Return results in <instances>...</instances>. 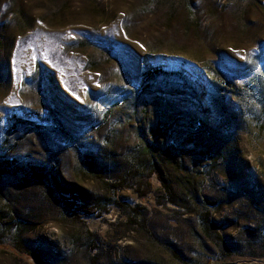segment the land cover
Returning a JSON list of instances; mask_svg holds the SVG:
<instances>
[{"label":"rangeland","instance_id":"374dc122","mask_svg":"<svg viewBox=\"0 0 264 264\" xmlns=\"http://www.w3.org/2000/svg\"><path fill=\"white\" fill-rule=\"evenodd\" d=\"M0 175V264H264V0H0Z\"/></svg>","mask_w":264,"mask_h":264},{"label":"trees","instance_id":"16d2710c","mask_svg":"<svg viewBox=\"0 0 264 264\" xmlns=\"http://www.w3.org/2000/svg\"><path fill=\"white\" fill-rule=\"evenodd\" d=\"M1 176V175H0ZM133 211H134V213L136 212V214H132V213H127L126 215L128 216V222H127V224H129V223H134L135 225H137V226H140V227H142V228H145L146 227V225H145V215L144 214H142V213H139L138 212V210L136 209V208H133ZM200 220H201V222H202V224H203V226H205L206 228H204V230H205V232H207V228L209 229L210 228V226L212 227V225L209 223V221H208V218H207V215L206 214H204V215H201L200 216ZM126 225V224H125ZM209 227H208V226ZM21 251V250H20ZM32 257H34V258H36V263L37 264H45L41 259H39L38 257H36L35 255L33 256L32 255ZM94 260V259H93Z\"/></svg>","mask_w":264,"mask_h":264}]
</instances>
